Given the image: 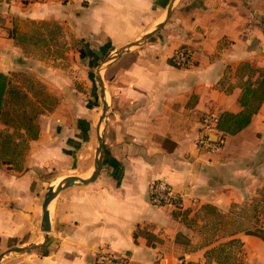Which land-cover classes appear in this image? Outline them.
Instances as JSON below:
<instances>
[{
  "label": "crops",
  "instance_id": "0c3cea01",
  "mask_svg": "<svg viewBox=\"0 0 264 264\" xmlns=\"http://www.w3.org/2000/svg\"><path fill=\"white\" fill-rule=\"evenodd\" d=\"M176 1L165 22L173 0H0V73L18 85L15 75L31 74L58 100L52 113L38 117L36 141L26 143L0 125V253L35 245L43 235L42 204L53 189L42 188L49 171H75L70 177L83 180L94 171L101 116H95L89 79L93 66L165 22L107 68L110 109L102 122L98 176L52 201L54 219L43 247L5 256L0 264H92L101 250L124 254L131 264H207L205 253L225 242L195 243L185 223L194 209L209 205L227 213L231 205L264 196V102L251 124L225 136L219 150L197 149L202 116L238 114L243 85L264 68V0ZM34 25L60 29L63 39L86 48V57L74 46L71 60L53 59L54 43L25 33ZM39 47L49 56L30 52ZM181 48L194 52L193 67L172 64ZM6 137L9 145L2 144ZM155 180L185 195L183 211L150 204L148 187ZM230 239L241 242L249 264H264L260 239Z\"/></svg>",
  "mask_w": 264,
  "mask_h": 264
},
{
  "label": "rangeland",
  "instance_id": "374dc122",
  "mask_svg": "<svg viewBox=\"0 0 264 264\" xmlns=\"http://www.w3.org/2000/svg\"><path fill=\"white\" fill-rule=\"evenodd\" d=\"M180 4V1L175 2V10L178 8ZM169 20V19H168ZM25 33L31 37L34 38V40L40 41V43H54L55 45L52 46L51 49L53 53V57H63L64 60H71V48L75 47H82V53H85V47L80 46L78 42L75 41H69L66 39H63L61 37V30L55 28V26L51 25H41V26H29L25 28ZM60 35V40L55 41V37H58ZM54 36V37H53ZM55 38V39H53ZM136 46L131 47L129 50H135ZM33 52L34 55L38 57H46L49 56L48 50L46 51V48H31L30 52ZM118 51V50H117ZM68 54V55H67ZM70 54V55H69ZM66 55V56H65ZM122 56V55H121ZM121 56L119 58H121ZM112 56H109L105 59H101L96 62L95 66H93L92 73L93 77L90 79V81L93 84V90L95 93V98L97 101L96 110H95V116H101L102 115V100H101V93L100 89L98 87V84L94 80L95 75L98 71V69H101L100 75L103 82V85L105 87V91L107 93L106 96V102L108 106V110L110 109V92H109V82H110V76L107 73V68L110 63H106V61ZM118 58V59H119ZM49 59V58H48ZM54 59V58H53ZM57 59V58H56ZM87 61V59H86ZM14 80H16L18 83L21 84L20 79L18 78V75H15L13 77ZM106 116H109L108 112ZM104 131V123H102V126L100 128V134L103 135ZM78 175L75 171H67L65 169L59 170V171H49L48 173V180L45 182V185L42 186L43 192L48 191L50 187L53 188V190H57V188L62 185V183L65 182V180L70 176ZM86 178V177H82ZM264 190V187H263ZM262 190V191H263ZM263 195L257 197V199H253L244 205H231L227 208V213H217V212H209V210L204 209H197V207L194 209L195 214L191 216L190 219L186 220V224L189 225V227L192 229L193 238L195 240V243L199 244H207L212 243L213 241H223L226 242L227 238L230 234L236 233V234H244L245 232H252V233H259L260 230H264V200ZM55 203H51V211L50 213V220L54 219V205ZM50 225L52 226V222L50 221ZM43 244V235H39V238L36 241V244ZM9 250V249H8ZM5 250L4 252L8 251ZM229 255L228 260L225 264H249L247 258L249 259L250 256H248L246 253H243L241 248L238 246H232L228 248ZM4 252L0 253L3 254ZM43 252V251H42ZM41 252V253H42ZM15 254L10 253L7 256H14Z\"/></svg>",
  "mask_w": 264,
  "mask_h": 264
},
{
  "label": "trees",
  "instance_id": "16d2710c",
  "mask_svg": "<svg viewBox=\"0 0 264 264\" xmlns=\"http://www.w3.org/2000/svg\"><path fill=\"white\" fill-rule=\"evenodd\" d=\"M86 57L85 53L81 54ZM21 84L14 83L7 75L0 73V125L11 129L24 142L36 141L40 127L38 117L52 113L58 100L51 96L45 87L34 76L28 73L18 75ZM264 102V68L259 71V77L254 83L243 85V92L239 99L241 111L238 114L222 113L217 120L216 129L226 136H235L252 121ZM12 143L10 137L3 138L2 144ZM204 210L213 213L218 211L212 206H203ZM230 234L227 239L234 237ZM244 235L253 236L264 242V230L259 233L245 232ZM242 244L238 239H230L205 253L208 263L214 259L216 264H225L230 256L228 248ZM44 253V252H43ZM47 255V252L44 254Z\"/></svg>",
  "mask_w": 264,
  "mask_h": 264
},
{
  "label": "built area",
  "instance_id": "2783aa9c",
  "mask_svg": "<svg viewBox=\"0 0 264 264\" xmlns=\"http://www.w3.org/2000/svg\"><path fill=\"white\" fill-rule=\"evenodd\" d=\"M25 4L29 0H6ZM174 66L189 69L194 66V52L190 48H181L175 51L171 57ZM218 117L207 113L201 118L200 138L197 141L199 152L209 153L219 150L224 142L225 136L216 129ZM148 198L150 204L155 208H164L173 212L184 210L185 195L175 192L173 188L164 181L155 180L149 184ZM92 264H131L129 258L124 255H115L105 251H99L92 257Z\"/></svg>",
  "mask_w": 264,
  "mask_h": 264
},
{
  "label": "water",
  "instance_id": "95a60500",
  "mask_svg": "<svg viewBox=\"0 0 264 264\" xmlns=\"http://www.w3.org/2000/svg\"><path fill=\"white\" fill-rule=\"evenodd\" d=\"M175 2H176V0H173L172 4L170 5L169 9L167 10L165 22L169 19L170 15H171L173 4ZM165 22L159 24L153 32L145 35L140 41L132 43V44L125 46V47L119 49L118 51H116L115 54L106 61V63H110V62L117 60L121 55H123L125 52H127V50H129L131 47L138 46L141 42L145 41L151 35H153L157 31H159L163 27ZM100 72H101V69H98V71L96 73V77H95V80H96L98 87L100 89L101 100H102V104H103L102 115H101L100 121H99V127L101 126L102 122L104 121V119L106 117L107 109H108L107 102H106V91H105V87H104L102 79H101ZM99 127L97 130V134H98L97 135L98 136V138H97V140H98L97 158H96L94 171H93L92 175L90 176V178L87 180H83V179L76 178V177L67 178L65 180V182L57 188V190L54 191L53 189H50L49 193L44 198V201L42 204L43 244L42 243L41 244H35V245L28 246V247H23V248H11L8 251H6L0 255V260L10 253H13V254H22V253L30 254L31 252L37 250L38 248L43 247L48 242V237H49V234L51 231L50 217H49V212H48V206L51 204V202L57 197V195L61 191L65 190L67 188H70L72 186H76V185L77 186L87 185V184L93 182L94 179L98 176L100 168H101L102 152H103V139H102V135L100 134Z\"/></svg>",
  "mask_w": 264,
  "mask_h": 264
},
{
  "label": "bare ground",
  "instance_id": "6f19581e",
  "mask_svg": "<svg viewBox=\"0 0 264 264\" xmlns=\"http://www.w3.org/2000/svg\"><path fill=\"white\" fill-rule=\"evenodd\" d=\"M48 208H49V206H48ZM51 211V205H50V209H49V212ZM49 215H50V213H49Z\"/></svg>",
  "mask_w": 264,
  "mask_h": 264
}]
</instances>
